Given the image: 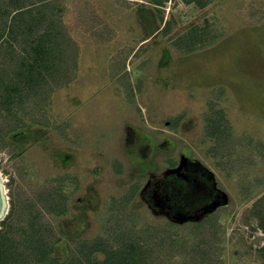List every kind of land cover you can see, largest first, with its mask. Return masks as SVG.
Segmentation results:
<instances>
[{"label": "rangeland", "instance_id": "1", "mask_svg": "<svg viewBox=\"0 0 264 264\" xmlns=\"http://www.w3.org/2000/svg\"><path fill=\"white\" fill-rule=\"evenodd\" d=\"M56 1L76 65L0 145L10 211L39 203L60 260L116 219L214 217L219 264H264V0Z\"/></svg>", "mask_w": 264, "mask_h": 264}, {"label": "trees", "instance_id": "2", "mask_svg": "<svg viewBox=\"0 0 264 264\" xmlns=\"http://www.w3.org/2000/svg\"><path fill=\"white\" fill-rule=\"evenodd\" d=\"M57 4L0 0V145L24 125L26 115L48 102L76 65V45L66 38ZM258 202L264 205V196ZM40 207L13 199L0 228V264H219L215 241L205 247L203 240L219 236L214 217L196 225L191 240L165 227L138 230L116 219L106 237L72 241L60 260L54 253L62 238Z\"/></svg>", "mask_w": 264, "mask_h": 264}, {"label": "crops", "instance_id": "3", "mask_svg": "<svg viewBox=\"0 0 264 264\" xmlns=\"http://www.w3.org/2000/svg\"><path fill=\"white\" fill-rule=\"evenodd\" d=\"M259 50H260L261 56H262V52H264V48L259 47ZM235 52H237V51H235ZM233 55H232V57H230V59L228 61H229V63L235 62V64H236L237 63V59H238V52L235 53V54H233ZM260 60H263V59L261 58ZM200 67L198 69H200ZM247 95H248V98H249V94L248 93H247ZM253 99H254V101H255V103L257 105V108L254 109L253 115L254 116H257V117H261L263 115V113H264V95L262 96L261 99L259 98L260 100L259 99H256V98H253ZM239 105H240V101H239ZM248 110H251V109H248ZM260 111H262V112H260ZM256 112H258V113H256Z\"/></svg>", "mask_w": 264, "mask_h": 264}, {"label": "water", "instance_id": "4", "mask_svg": "<svg viewBox=\"0 0 264 264\" xmlns=\"http://www.w3.org/2000/svg\"><path fill=\"white\" fill-rule=\"evenodd\" d=\"M9 206H10V201L8 200V196H6V194L4 193V191L2 189V186L0 184V220L1 221H3L7 217L8 209L6 212V207L8 208ZM9 211H10V209H9ZM2 216H4V217H2Z\"/></svg>", "mask_w": 264, "mask_h": 264}, {"label": "bare ground", "instance_id": "5", "mask_svg": "<svg viewBox=\"0 0 264 264\" xmlns=\"http://www.w3.org/2000/svg\"><path fill=\"white\" fill-rule=\"evenodd\" d=\"M0 184H1V186H2V189H3V191H4V193L6 194V196H8L7 194V189L5 188V186L2 184V182L0 181ZM8 200H9V196H8ZM10 201V200H9ZM7 209H8V213H9V209H10V206L7 208L6 207V212H7ZM5 212V213H6ZM8 213H7V215H8ZM2 217H4V216H2ZM1 221V220H0Z\"/></svg>", "mask_w": 264, "mask_h": 264}]
</instances>
